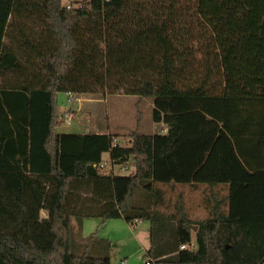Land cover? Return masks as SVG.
<instances>
[{"label":"trees","instance_id":"16d2710c","mask_svg":"<svg viewBox=\"0 0 264 264\" xmlns=\"http://www.w3.org/2000/svg\"><path fill=\"white\" fill-rule=\"evenodd\" d=\"M60 94L134 97L137 128L59 132ZM163 186L227 192L196 222ZM74 218L149 223L146 264H264V0H0V264H111Z\"/></svg>","mask_w":264,"mask_h":264},{"label":"rangeland","instance_id":"374dc122","mask_svg":"<svg viewBox=\"0 0 264 264\" xmlns=\"http://www.w3.org/2000/svg\"><path fill=\"white\" fill-rule=\"evenodd\" d=\"M67 6H80L84 1L89 0H63ZM220 47H229L230 42L225 39H220ZM137 99L125 96L107 97L104 95H86L70 100L67 95L60 94L58 96V109L60 116L63 118V125L59 128V132L63 133H108L106 135H119L126 143L128 142V134L130 131L137 128ZM151 101H144L141 109L144 113V118L140 124V132L144 135H152L154 130L153 109ZM165 125L160 124L159 128ZM110 133V134H109ZM164 135V134H160ZM109 156H106L108 159ZM109 168H112L111 164ZM115 173L125 174L126 171L118 167L113 168ZM164 187V186H163ZM167 192V198L171 200L172 192L169 186L164 187ZM206 195L202 197L203 202H206ZM43 217H47L46 213H42ZM122 223L118 221H110L103 225L98 219H86L82 229H79L78 219H73V254L79 255L75 247L77 234H80L85 239H91L94 235L100 239H106L115 245H125L126 234L122 227ZM125 228L127 229L126 225ZM134 229L128 230V241H132ZM135 243L131 245V251L137 254ZM196 246V245H195ZM130 251V249H129ZM136 251V252H135ZM141 253V252H139ZM145 253L130 257L128 264H146ZM111 264H120L119 259L111 254Z\"/></svg>","mask_w":264,"mask_h":264},{"label":"crops","instance_id":"0c3cea01","mask_svg":"<svg viewBox=\"0 0 264 264\" xmlns=\"http://www.w3.org/2000/svg\"><path fill=\"white\" fill-rule=\"evenodd\" d=\"M150 107L154 109V106L152 104ZM159 125L160 124L154 123V130H153L152 135H160V134L167 135L168 134L167 126L165 125L163 128H159ZM92 134L103 135V134H108V133L98 132V133H92ZM213 191L220 198L226 195L227 188L225 186H220L219 188H216V190H212L207 186H199L198 188H195L193 186H177L172 192V200L176 202L177 200H179V198H182L184 202V206L189 214V217L193 221L200 222V221L207 219L209 216V211L211 209L210 202L214 201L215 200L214 197H216V196H212ZM205 195L207 198H206V202L204 203L202 200V197ZM85 221L86 220L83 221V226L85 224ZM118 222L122 223L119 225H121L120 227H122L125 231L127 242L125 243V245H122L121 247L119 244L113 247V244L111 243L110 252H109L110 257L112 254L113 256H116L119 259L120 264H123V263L128 264V262L130 263V257L138 255V254L140 255L143 253H145L146 255L151 245V226L150 224L147 222L140 221L138 223H135L132 226L124 221H118ZM107 223L109 222H102L103 225ZM125 225L127 229L125 228ZM133 229L135 233L132 236V241H128L129 237H128L127 231L128 230L132 231ZM194 232L196 233L197 231H195L194 229ZM93 237L99 238L96 235H94ZM133 243H135L136 245L135 250L138 252L137 254L133 253L134 251H131L130 247Z\"/></svg>","mask_w":264,"mask_h":264},{"label":"built area","instance_id":"2783aa9c","mask_svg":"<svg viewBox=\"0 0 264 264\" xmlns=\"http://www.w3.org/2000/svg\"><path fill=\"white\" fill-rule=\"evenodd\" d=\"M110 164H111L110 162H105L104 164L101 165V168H102V169H105V168L109 167ZM124 171H126V170H124ZM135 223H138V221H136ZM135 223H134V224H135ZM193 247H195V246H193ZM181 249H182V250H186L187 247H186V246H183ZM123 264H125V263H123ZM148 264H149V263H148Z\"/></svg>","mask_w":264,"mask_h":264},{"label":"water","instance_id":"95a60500","mask_svg":"<svg viewBox=\"0 0 264 264\" xmlns=\"http://www.w3.org/2000/svg\"><path fill=\"white\" fill-rule=\"evenodd\" d=\"M194 229H195V231H197V227H195Z\"/></svg>","mask_w":264,"mask_h":264}]
</instances>
